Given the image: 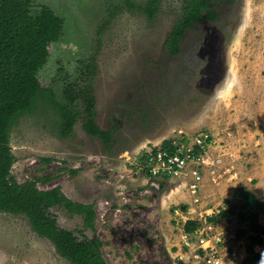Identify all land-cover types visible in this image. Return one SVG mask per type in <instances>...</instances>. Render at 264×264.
Returning a JSON list of instances; mask_svg holds the SVG:
<instances>
[{"label":"rangeland","instance_id":"1","mask_svg":"<svg viewBox=\"0 0 264 264\" xmlns=\"http://www.w3.org/2000/svg\"><path fill=\"white\" fill-rule=\"evenodd\" d=\"M148 1L32 0L33 8L47 5L64 21L38 74L40 83L51 86L61 102L81 63L95 57L97 123L119 130L110 152L85 133L81 119L71 136L62 138L57 111L42 98L10 127L11 173L19 183L32 180L42 190L59 186L69 199L93 204L96 231L85 235L100 240L109 264H204L194 233L183 227L188 218L205 220L206 210L216 215L224 207L226 192L218 188L227 172L225 157L243 147L239 134L253 129V102L264 106V0H237L220 21L189 30L175 57H169L164 41L181 14V0H160L151 19L127 4ZM216 58L222 67L212 72ZM202 132L213 136L212 154L223 161L201 168L195 195L190 174L153 184L140 171L154 146ZM231 200L238 202L232 195ZM52 211L60 227L82 237L76 231L82 217L63 207ZM218 222L234 235L243 226L235 216ZM0 264L69 263L25 216L0 213Z\"/></svg>","mask_w":264,"mask_h":264},{"label":"trees","instance_id":"2","mask_svg":"<svg viewBox=\"0 0 264 264\" xmlns=\"http://www.w3.org/2000/svg\"><path fill=\"white\" fill-rule=\"evenodd\" d=\"M159 1L150 0L144 6L127 4L151 19L157 14ZM236 2L181 0V14L164 41L169 57L178 55L181 41L189 30L200 24L220 21L237 6ZM33 7L32 0H0V213L25 216L31 229L49 240L69 264H109L100 250V240L85 235L86 231H96L97 214L93 204L69 199L59 186L42 190L32 180L19 183L11 173L15 157L10 146V127L19 116L31 113L42 98L56 109L62 138L70 137L81 119L85 133L101 140L104 150L110 152L117 142L119 130L117 126L104 130L97 123L93 87L97 72L95 57L81 63L79 75L64 86L61 102L56 100L51 86L40 83L38 74L47 63L51 46L63 34L64 21L47 5ZM214 61L212 72L222 67L218 58ZM170 142L164 140L161 145L167 147ZM233 199L238 202L224 198V207L208 220L215 222L218 218L235 216L243 223L235 238L248 239L242 264H260L263 256L255 252L254 246L264 240V226L259 223V217L264 215V200L242 187L235 190ZM55 207H63L68 213L82 217V229L76 230L82 237L58 225L57 215L52 211ZM182 209L185 211L187 207ZM198 227L197 220L189 219L183 229L190 234Z\"/></svg>","mask_w":264,"mask_h":264},{"label":"built area","instance_id":"3","mask_svg":"<svg viewBox=\"0 0 264 264\" xmlns=\"http://www.w3.org/2000/svg\"><path fill=\"white\" fill-rule=\"evenodd\" d=\"M170 141L167 147L158 144L149 150L143 156L140 171L142 170L148 178L152 179L153 184L161 178L190 174L193 178L190 191L195 195L201 184V168H213L222 164L223 158L215 157L210 148L215 143L214 138L208 132H202L192 139ZM222 151L225 155L226 150ZM195 201H198V198ZM174 211L176 215H180L178 209ZM206 213L207 216H212ZM180 216L186 221L184 215ZM198 222L199 227L195 230L194 237L197 251L203 256L204 264H240L238 249L240 243L238 241L235 243V235L225 233L219 228L217 222L209 221L208 218Z\"/></svg>","mask_w":264,"mask_h":264},{"label":"crops","instance_id":"4","mask_svg":"<svg viewBox=\"0 0 264 264\" xmlns=\"http://www.w3.org/2000/svg\"><path fill=\"white\" fill-rule=\"evenodd\" d=\"M253 106V129L239 134L241 135L239 139L244 143L243 147H239L236 152L231 150L233 151L232 158L230 154L225 157V159L227 158L225 163L228 164L226 167L227 172L218 188V191L224 190L226 192L224 198L231 199V195L233 196L235 190L238 187H242L264 200V126L261 124V106H264L261 102H253ZM210 211L214 212L212 209L206 210V212ZM215 222L219 225L218 219ZM259 223L264 226V215L259 217ZM237 241L240 243L238 249L241 258L240 264H242V260L246 256L245 248L248 244V239L243 237L236 239L235 243ZM254 250L263 256L260 264H264V240L262 244H256Z\"/></svg>","mask_w":264,"mask_h":264}]
</instances>
